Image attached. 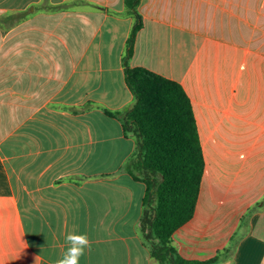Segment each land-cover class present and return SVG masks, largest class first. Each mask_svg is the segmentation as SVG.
Wrapping results in <instances>:
<instances>
[{"label": "crops", "instance_id": "crops-1", "mask_svg": "<svg viewBox=\"0 0 264 264\" xmlns=\"http://www.w3.org/2000/svg\"><path fill=\"white\" fill-rule=\"evenodd\" d=\"M129 62L181 82L206 168L194 217L173 234L189 259L264 264V0H141ZM125 0H0V264H159L142 229Z\"/></svg>", "mask_w": 264, "mask_h": 264}, {"label": "trees", "instance_id": "trees-1", "mask_svg": "<svg viewBox=\"0 0 264 264\" xmlns=\"http://www.w3.org/2000/svg\"><path fill=\"white\" fill-rule=\"evenodd\" d=\"M125 13L135 18L127 41L125 71L135 94L134 105L122 115L137 148L125 169L146 184L142 229L159 264H216L231 247L207 259H189L173 245V234L195 215L206 159L193 101L184 85L154 70L132 66L136 39L143 27L141 0H125ZM25 11L0 16V30L21 22Z\"/></svg>", "mask_w": 264, "mask_h": 264}, {"label": "clouds", "instance_id": "clouds-1", "mask_svg": "<svg viewBox=\"0 0 264 264\" xmlns=\"http://www.w3.org/2000/svg\"><path fill=\"white\" fill-rule=\"evenodd\" d=\"M65 242L68 247L56 264H80L86 250L91 247L87 233H68L65 236Z\"/></svg>", "mask_w": 264, "mask_h": 264}]
</instances>
